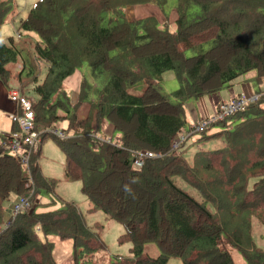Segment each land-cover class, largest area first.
Segmentation results:
<instances>
[{
    "label": "trees",
    "instance_id": "obj_1",
    "mask_svg": "<svg viewBox=\"0 0 264 264\" xmlns=\"http://www.w3.org/2000/svg\"><path fill=\"white\" fill-rule=\"evenodd\" d=\"M145 3L168 13L169 0H37L19 25L20 31L40 36L35 55L48 63L43 80L32 88L39 97L37 103L31 99L36 128L41 138L52 135L61 146L65 175L81 181L93 209L123 224L121 239L131 242V255L100 263L99 251L106 250L102 226H89L69 201L41 212L36 204L4 226L6 200L29 196L34 189L33 200L40 187L54 190L55 180L42 175L35 156L28 172L0 144V264H58L50 235L73 240L71 264H166L172 256L184 264H239L235 251L244 264H264V246L257 245L252 232L254 217L264 225V97L214 124L221 129L213 134L225 145L197 150L192 164L182 147L172 145L189 130L188 99L214 94L251 70L257 83L263 81L264 0H175V29L167 18L124 15L123 8ZM10 5L0 0V80L5 86L13 76L8 65L21 57L14 39L1 36ZM84 64L93 81L84 76L72 105L63 81ZM36 68L23 60L15 76L34 82ZM170 69L180 81L173 100L160 88ZM83 101L91 104L95 119L77 115ZM63 120L74 132L61 139L51 129ZM40 122L46 126L38 128ZM92 123L100 130L112 125L118 141L91 137ZM142 149L160 156L134 168L135 152ZM233 149L241 161L234 162ZM176 176L202 198L180 187ZM151 242L160 248L156 256L145 250Z\"/></svg>",
    "mask_w": 264,
    "mask_h": 264
},
{
    "label": "rangeland",
    "instance_id": "obj_2",
    "mask_svg": "<svg viewBox=\"0 0 264 264\" xmlns=\"http://www.w3.org/2000/svg\"><path fill=\"white\" fill-rule=\"evenodd\" d=\"M11 5L7 9L5 15L2 18L1 22V36L5 41H9V37H12L16 43L20 47L21 50V57H19L17 62H12L8 65V67L12 70V72H20L23 68V60H26L27 62H32L34 65V68L37 65L35 76L36 80L34 82L31 81L30 77H26L25 79H22L20 82H18V85H20L24 90L26 95L30 97L33 101L37 103V100L39 99L38 95H36L32 88L35 85L36 82H41L47 72L48 69V63L47 61L38 59V57L35 55V48L34 46L38 41H40V36L32 31H25L19 30V25L21 22V19L27 16L30 7L37 1V0H9ZM175 0H169L168 6H167V15L163 12H161L159 6L155 5L153 7L149 6L150 8H146L145 6H134V7H125L123 8L124 15L127 18H130V14L132 16H146L150 13H159V17H162L161 19L164 20V18H167L169 22L175 21L177 14L175 12V9L173 8L172 3H174ZM146 4V3H145ZM142 4V5H145ZM157 7V9L155 8ZM150 9V10H149ZM154 10V11H153ZM130 13V14H128ZM174 26H172L173 28ZM255 71L252 70V73ZM251 73V72H249ZM244 75V74H243ZM84 76L89 80V82L93 81V78L90 74V69L87 64H84L82 67L77 69L73 75L68 78L67 83L63 85V88L65 92L69 95H72V98L70 97V101L72 102V105L75 104V102L79 98V94H75L73 91V85H71V82H74L75 80H79L80 77L82 79ZM64 82V81H63ZM262 82V81H261ZM10 83L14 84V80H10ZM161 91L168 96L171 97L173 100V92L179 88L180 81L178 77L176 76L174 70H166L163 73V77L160 83ZM81 86V81H80ZM144 87L143 82L138 83V88L142 89ZM261 88L256 90L255 92L261 93V91L264 90V81L260 85ZM68 89V90H67ZM224 95H227L228 93V87H225L222 91ZM246 95H250L252 92H243ZM77 96V97H76ZM262 97V96H260ZM87 102V101H86ZM220 102V100H219ZM89 104V110L86 109L85 113L88 112L87 117L95 119V110L91 107V104ZM83 103L79 105V107L76 108V111L80 110V107ZM218 104V101L214 103V108L216 109V105ZM252 104V103H251ZM37 108V107H36ZM74 109V108H73ZM214 109V112H215ZM75 110V109H74ZM59 113L60 110H58ZM82 111V109H81ZM6 115L7 113L4 112ZM0 112V117H3L5 114ZM244 114V113H243ZM243 114L236 115V118H239ZM78 115V112H77ZM85 118V119H86ZM6 122L5 120H1L0 118V133H5L10 130V122ZM54 123L58 130H62L63 126L60 124ZM46 126V123L40 122L38 125V128L41 126ZM58 126V127H57ZM91 127L95 130L93 131L90 136L99 140L107 139L108 137L112 136V141H118L119 138V132L114 131L110 132L106 130L108 125L106 124L105 127L100 130V128L96 127L95 123H92ZM113 127V126H112ZM221 126L214 125L211 128H208L205 130V134H202V132H197L190 136L185 144L182 146L180 150H182L184 157L187 159L189 163H193V157L195 155V152L197 150H210L218 147H223L225 145V141L220 138L218 135H214L213 133L216 131H220ZM69 131V134L73 135L74 131ZM67 129H65V132H68ZM44 135V134H43ZM42 135V138H43ZM55 135V134H54ZM100 138H98V137ZM203 136V137H201ZM198 139V140H197ZM197 140V141H196ZM104 141V140H102ZM234 150V149H233ZM233 154L235 156L234 162L241 161L240 157L241 154L234 150ZM245 154V153H243ZM33 156L36 157V163L38 164V167L42 173V175L51 180H55L54 190H48L46 188L40 187V191L35 195L37 199V206L36 211H48V210H54L55 208H60L64 205V201L73 202L79 212L83 214L85 217L86 222H88L89 225H101V237L104 241V244L106 246V250L99 251V261L100 263L108 262L111 258H114L116 255H119L121 257H129L131 255V242L129 240H123L121 239L122 233L124 232V226L121 222L109 218L106 213L102 209H90L92 206L91 201L89 200L88 196L83 193L82 191V183L80 180H71L67 178L65 175V153L63 152L61 146L56 142L54 137L52 135H46L44 139L41 141V148L39 151V154H33ZM155 158V157H153ZM254 157H251L248 160V164L250 161H252ZM32 161V159H31ZM31 164V163H30ZM248 165L245 166V168ZM203 179H205L208 174L207 172L202 173ZM176 183L188 191L190 194H192L197 199H201L200 193L188 182L183 180L180 176L174 177ZM207 181V180H206ZM34 190V189H33ZM203 194V193H202ZM204 196V194H203ZM205 198V196H204ZM19 197L12 195L10 199L6 200L3 203V209H4V226L7 225V223L12 219V208L13 205L18 202ZM257 216H259L257 214ZM263 216V214H262ZM257 217H254L253 223H252V232L254 236V240L257 243V245L264 246V225L256 219ZM51 236V235H50ZM42 239L44 237L40 235ZM53 244H54V254L58 261V264H71V255L73 252V244L72 239L67 238H61L59 236L55 237L52 236ZM51 241V240H50ZM260 242V243H259ZM145 250L151 255L156 256L160 253V248L156 243H147L145 245ZM105 253V254H104ZM235 254L238 259L241 260V264H244V258L241 256L240 253L235 251ZM239 263V262H238ZM166 264H184L183 260L179 257L172 256L168 259V262ZM240 264V263H239Z\"/></svg>",
    "mask_w": 264,
    "mask_h": 264
},
{
    "label": "built area",
    "instance_id": "obj_3",
    "mask_svg": "<svg viewBox=\"0 0 264 264\" xmlns=\"http://www.w3.org/2000/svg\"><path fill=\"white\" fill-rule=\"evenodd\" d=\"M7 95L10 101L16 106L15 110L9 113V117L16 128L5 137H0V144H2L10 154L16 156L23 167L30 172L32 155L38 151L41 143L40 130L37 129L35 125L33 103L20 88L10 87L7 91ZM263 97L264 90L261 91V93L254 91L250 93V95L241 93L230 100H221L216 105L215 112L211 116L203 117L198 122L192 124L188 131L179 133L173 141V147L180 149L193 134L197 132L204 133L205 130L211 128L214 124L227 120L234 113L244 109L251 103L257 102ZM51 132L61 139L67 137L64 130L53 128L51 129ZM100 139L104 141H112V136L107 139ZM158 156H160V154L152 150H137L133 160V167L141 168L147 158ZM32 193L29 196H18L19 200L13 205L12 215L24 213L33 207L34 199H30Z\"/></svg>",
    "mask_w": 264,
    "mask_h": 264
},
{
    "label": "crops",
    "instance_id": "obj_4",
    "mask_svg": "<svg viewBox=\"0 0 264 264\" xmlns=\"http://www.w3.org/2000/svg\"><path fill=\"white\" fill-rule=\"evenodd\" d=\"M134 6H145L146 8H150L149 6L153 7L154 4H152V3H146L145 5L135 4V5H132V6H128V8L134 7ZM155 8L157 9V7H155ZM161 12H162V10H161ZM128 14H130V13H128ZM148 15H154V16L159 17L160 14L159 13H156V11H154V13H150ZM148 15H146V16H148ZM141 17H145V15L144 16L137 17V15L136 16H132L130 14V18L129 19H135V18H141ZM160 18H162V17H160ZM174 23H175V21L170 22L171 27L174 26ZM172 29H175V26ZM249 72H251V73H249ZM249 72L245 73L244 75L239 76L237 79H235L234 81H232L230 83V85L226 86V87H228V93H227V95H224L222 93L223 89L225 88L224 87L220 91H218V92H216L214 94H211V95L206 94V95H203V96H199L197 98H190V99H188L186 101V103H185V117H186V120H187L188 125H189L188 127H190L192 124L198 122L203 117L211 116L214 113V109H215L214 108V103L215 102H217V101L219 102V100L220 101L221 100H230L231 98H233L236 95L241 94L243 92H254V91L258 90L259 88H261L260 85L264 81V79H263L262 82H258L257 83V79H256L257 78V72L255 71L254 73H252V70L249 71ZM16 73H18V72H15V73L12 72L13 76H12L11 79H9V82H8V85L7 86H5L4 84H2V82L0 80V112H2V113L6 112L7 113V115L4 113L5 115L3 117H0V118H1V120H5L6 122H4V123H6V124H7V122H10L11 123L10 130L7 131V132H5V133H2L3 135H7L13 129L16 128V126L13 124V122L11 121V119L9 117V113L11 111L15 110V107L16 106H15L14 103H12L10 101V99H9V97L7 95V91H8V89L10 87L19 88V85H18V82L19 81H18V79L15 76ZM70 76H68L64 80V82H63L64 85L65 84H68L67 83V80H68V78H70ZM10 80H14V84L10 83ZM81 80H82V77H80L79 80H75L74 82H71L70 83L71 85H73V91H74V93L76 95L79 94L80 81ZM65 87H66V85H65ZM69 95L72 98V95L71 94H69ZM87 102L86 101H83L82 102L83 104L80 107V110L77 111L78 112V116L80 118H86L87 117L88 112L85 113V110L86 109L89 110V104ZM81 109H82V111H81ZM57 124H59V125L61 124L63 126L64 131L68 127V121L67 120L60 121ZM107 125H108V127L106 128V130L107 131L110 130V132H114V127H112V125H110V124H107ZM43 139H44V137L41 138V141ZM40 148H41V143H40ZM189 164H192V163H189ZM90 209H93V205L90 207ZM87 224H88V222H87ZM89 226L94 227V225H89ZM40 235H42V234L40 233ZM52 236H54V235H51V236L48 237V239L51 240V241H53ZM55 237H57V236H55ZM68 239H71V238H68ZM72 244H73V240H72ZM54 256H55V254H54ZM235 259H236L237 262H239L241 264V260L237 258L236 254H235ZM57 263H58V261H57Z\"/></svg>",
    "mask_w": 264,
    "mask_h": 264
}]
</instances>
